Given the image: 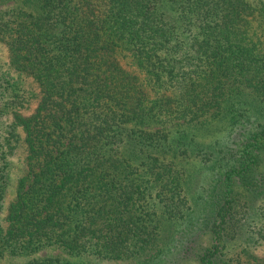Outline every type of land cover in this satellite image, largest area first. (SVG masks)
<instances>
[{
	"label": "trees",
	"instance_id": "1",
	"mask_svg": "<svg viewBox=\"0 0 264 264\" xmlns=\"http://www.w3.org/2000/svg\"><path fill=\"white\" fill-rule=\"evenodd\" d=\"M0 42V258L240 260L222 248L235 185L264 190V0H0Z\"/></svg>",
	"mask_w": 264,
	"mask_h": 264
},
{
	"label": "rangeland",
	"instance_id": "2",
	"mask_svg": "<svg viewBox=\"0 0 264 264\" xmlns=\"http://www.w3.org/2000/svg\"><path fill=\"white\" fill-rule=\"evenodd\" d=\"M1 5H5L2 3ZM7 61L6 58V48L2 42H0V68L3 69L5 66V63ZM250 123V122H249ZM247 124V122H245ZM202 136V135H201ZM200 138H208L210 136V133L205 134L203 137ZM234 142L230 140V138L227 140L226 145L233 144ZM208 162V161H206ZM198 166H201L196 176V182L193 185L195 188L196 186H200L201 183L205 181V179H209L211 174L213 173L208 169V167L204 166L203 162L200 161L197 163ZM258 169H261V166L258 165ZM20 172V161H19V154L17 153L16 156H14L10 161V167L8 170V179H7V186L3 198V206L6 204V202L12 198L14 195V188H15V179L18 176ZM211 172V173H210ZM210 174V175H209ZM213 177V175H212ZM234 208L236 210V215L240 217L242 221V231L240 234L237 235V238L235 240H230L225 247L222 248V252L224 251V254L222 257L224 259L230 260V257H233L238 253L241 257L240 260L235 261L234 259L230 262H234L233 264H245L242 263L244 260L245 254L240 251L241 245H246L247 248L252 251L253 253L257 255H263L264 254V241L262 240H251L247 241L245 240L244 235L246 233H251L252 231L264 230V190H261L259 192L253 193L252 190L244 189L242 186L235 185L234 189ZM198 240L200 242H203L204 244L208 242V234L202 233L198 237ZM247 243V244H246ZM174 250V249H172ZM58 250L55 248H45L41 249L39 253H36L37 255H45V254H53L57 253ZM30 255H4L2 258H0V263L3 264H19L21 261L27 259ZM81 261L83 264H94L93 260H78ZM178 261L184 263L186 260L179 258ZM97 264H115L114 262H107L104 260H100L99 262H96Z\"/></svg>",
	"mask_w": 264,
	"mask_h": 264
}]
</instances>
